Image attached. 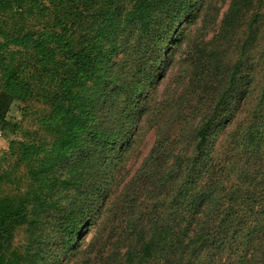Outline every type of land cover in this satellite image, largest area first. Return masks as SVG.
<instances>
[{
    "label": "trees",
    "instance_id": "obj_1",
    "mask_svg": "<svg viewBox=\"0 0 264 264\" xmlns=\"http://www.w3.org/2000/svg\"><path fill=\"white\" fill-rule=\"evenodd\" d=\"M198 1H49L54 4V24L66 42L52 62L66 87L51 115L58 127L65 126L40 160H52V165L29 170L38 184L30 185L32 201L29 193L3 189L0 180V264L30 263V248L24 252L14 247L15 233L24 225L33 231L41 223L49 211L46 196L54 189L50 182L59 180L50 178L52 168L64 164L83 141L105 151L107 168L116 167L137 122L146 112H155L152 98L146 96L163 65V48ZM38 2L0 0V36L19 35ZM6 20L13 21L10 32ZM251 39L249 35L245 48ZM253 69L247 60L234 64L214 107L194 129L192 144H182L180 134L173 138L158 119L145 118L156 130V140L117 202L122 253L108 264H264V83L252 105ZM21 72L0 51L2 127L19 98L11 86L18 89ZM98 111L103 118L106 112L111 115L110 131L99 129ZM61 184L67 188L76 183L64 179ZM94 198L90 212L96 210L100 195ZM81 226L75 217L61 223L65 251Z\"/></svg>",
    "mask_w": 264,
    "mask_h": 264
},
{
    "label": "rangeland",
    "instance_id": "obj_2",
    "mask_svg": "<svg viewBox=\"0 0 264 264\" xmlns=\"http://www.w3.org/2000/svg\"><path fill=\"white\" fill-rule=\"evenodd\" d=\"M38 1L39 6L27 15L19 35L0 36L5 60L22 71L16 82L18 89L11 86L19 98L6 115L7 124L0 125V180L9 192L29 193L30 201L34 198L30 185L38 184L31 180L29 170L52 165V160H40L48 155L59 139L60 128L65 126L62 123L58 127L51 112L66 87V83L61 85L63 76L54 71L52 62L66 42L58 24H54V4ZM12 25L13 21L6 20L7 32ZM249 35L251 46L245 48ZM163 54V65L146 96L152 98L155 112L152 116L146 112L148 115L137 122L132 141L117 159L116 167L107 168L105 151L83 141L64 164L52 168L50 178L59 180L49 181L55 183L50 196H46L49 211L33 231L27 225L19 228L13 240L14 247L21 251L30 248L28 264H108L118 259L117 252L122 253V248L118 242L121 223L115 210L117 202L156 140V130L144 123L145 118L158 119L173 138L180 134L182 144H192L194 129L214 107L218 92L239 59L254 67L250 74L254 105L264 83V0H199L177 26ZM110 67L115 69L116 65ZM107 112L104 118L103 112H96L95 121L101 128L96 122L93 126L110 131L113 120ZM247 113L245 110L237 116V121ZM64 179L75 182V186L63 188ZM95 195L100 198L96 210L90 212L89 203ZM74 217L82 226L73 247L65 251L60 225Z\"/></svg>",
    "mask_w": 264,
    "mask_h": 264
}]
</instances>
